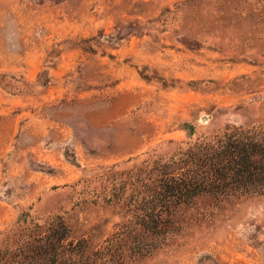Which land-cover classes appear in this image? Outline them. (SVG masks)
I'll return each mask as SVG.
<instances>
[{"label":"rangeland","instance_id":"1","mask_svg":"<svg viewBox=\"0 0 264 264\" xmlns=\"http://www.w3.org/2000/svg\"><path fill=\"white\" fill-rule=\"evenodd\" d=\"M228 125L264 129V0H0V234L59 217L93 252L131 218L110 170ZM173 221L124 264H264V197Z\"/></svg>","mask_w":264,"mask_h":264},{"label":"trees","instance_id":"2","mask_svg":"<svg viewBox=\"0 0 264 264\" xmlns=\"http://www.w3.org/2000/svg\"><path fill=\"white\" fill-rule=\"evenodd\" d=\"M190 137V136H189ZM156 151L130 159L128 171L114 167L107 174L112 185L107 205H123L131 218L89 251L85 239L72 240L63 220H51L11 230L0 244V264H124L153 255L178 228L173 217L198 199L224 203L231 199L264 197L263 126H226L214 136L181 142L166 158ZM154 154V155H153ZM136 162H141L136 165ZM118 170V171H116Z\"/></svg>","mask_w":264,"mask_h":264}]
</instances>
